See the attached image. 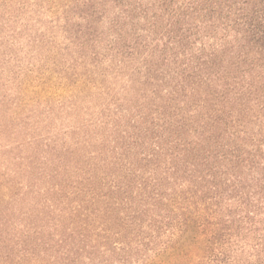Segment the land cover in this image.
<instances>
[{"label":"rangeland","instance_id":"obj_1","mask_svg":"<svg viewBox=\"0 0 264 264\" xmlns=\"http://www.w3.org/2000/svg\"><path fill=\"white\" fill-rule=\"evenodd\" d=\"M198 1L0 0V264H145L143 249L85 244L114 204L110 188L137 189L167 170L169 144L186 134L178 126L205 100L239 93L228 116L238 128L227 132L253 149L264 133V61L250 65L255 48H225L233 38ZM161 143L159 163L145 164ZM243 174L242 189L261 172ZM96 200L104 211L93 221L81 206ZM221 207L242 212L234 199ZM253 237L234 238L232 252L244 250L235 262L253 254Z\"/></svg>","mask_w":264,"mask_h":264},{"label":"trees","instance_id":"obj_2","mask_svg":"<svg viewBox=\"0 0 264 264\" xmlns=\"http://www.w3.org/2000/svg\"><path fill=\"white\" fill-rule=\"evenodd\" d=\"M198 5L209 15L211 23L222 21L225 37L233 38L225 48H234L237 44L244 45L245 49L255 48L259 59L249 64L261 65L264 0H199ZM239 96V93L233 98L231 95L218 106L209 100L197 105L193 120H184L177 128L179 133L186 134L169 144L172 150L168 149L171 159L166 164L167 170L159 173L156 169L157 174L151 173L152 180L140 182L137 189L122 185L111 187L108 198L114 204L104 210L111 209L103 212L100 199L91 201L98 206L93 210L89 205H82V214H89L93 221L98 214H105L96 237L85 246L125 255L135 248L143 249L152 255L145 264H244L242 261L264 264V133L254 136L253 149L244 152L240 140L232 131L227 132L238 128L228 116L235 109L229 104ZM206 106H210L207 111L203 109ZM189 136L192 137L187 139ZM165 151L161 143L146 155L145 164H158ZM247 171L261 174L252 180L253 185L247 184L242 189L239 184ZM227 198L238 201L240 214H234L232 208L221 213V204ZM254 200L260 205L253 206ZM247 208L253 210L251 215L239 221ZM114 209L116 216L111 218L109 215ZM225 214L229 215L224 221ZM216 218L220 221L215 222ZM241 233H245V238L254 234L253 240L257 243L251 256L235 262V258L243 255L239 253L244 252H232L236 247L234 238Z\"/></svg>","mask_w":264,"mask_h":264}]
</instances>
